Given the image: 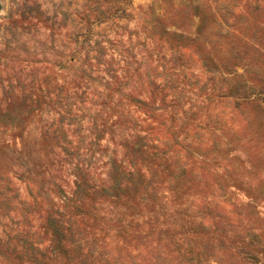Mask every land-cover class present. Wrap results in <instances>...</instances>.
I'll return each mask as SVG.
<instances>
[{
    "label": "rangeland",
    "instance_id": "1",
    "mask_svg": "<svg viewBox=\"0 0 264 264\" xmlns=\"http://www.w3.org/2000/svg\"><path fill=\"white\" fill-rule=\"evenodd\" d=\"M0 13V264H264V0Z\"/></svg>",
    "mask_w": 264,
    "mask_h": 264
},
{
    "label": "clouds",
    "instance_id": "2",
    "mask_svg": "<svg viewBox=\"0 0 264 264\" xmlns=\"http://www.w3.org/2000/svg\"><path fill=\"white\" fill-rule=\"evenodd\" d=\"M0 15H2V13H0Z\"/></svg>",
    "mask_w": 264,
    "mask_h": 264
}]
</instances>
